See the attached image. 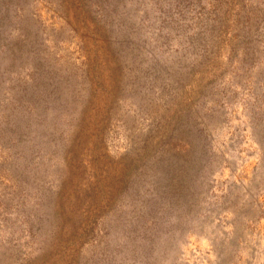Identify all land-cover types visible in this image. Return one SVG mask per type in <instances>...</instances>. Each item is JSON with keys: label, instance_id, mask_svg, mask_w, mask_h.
Segmentation results:
<instances>
[{"label": "rangeland", "instance_id": "1", "mask_svg": "<svg viewBox=\"0 0 264 264\" xmlns=\"http://www.w3.org/2000/svg\"><path fill=\"white\" fill-rule=\"evenodd\" d=\"M11 137L0 264H264V0H0Z\"/></svg>", "mask_w": 264, "mask_h": 264}, {"label": "trees", "instance_id": "2", "mask_svg": "<svg viewBox=\"0 0 264 264\" xmlns=\"http://www.w3.org/2000/svg\"><path fill=\"white\" fill-rule=\"evenodd\" d=\"M77 120L78 119H76V117H72L69 121L63 120L65 123L64 124L65 126H63V128L69 129L70 131L76 130L77 124H78ZM257 120H259L260 125L262 126L263 120L261 118H258ZM55 130H56V127H55ZM17 141L12 137L8 140V143L11 142V144L4 143L3 140L0 141V144H2L0 146V148H2L0 149L1 150L0 154L4 155L0 157V162L6 164L5 168L0 166V182H2L4 187L6 186L7 189H11L13 191V196H12L13 200H14V197L16 196L17 184H16V181L14 180L12 171L10 169L8 170V168L10 167L14 168L16 165L15 164L17 161L16 157L19 155V150L16 145ZM4 144H8L7 147L6 146L4 147ZM261 147L264 149V146L262 143H261ZM261 163H264L263 159H261ZM57 191H59L58 195L61 196L62 188L57 187ZM8 194H11V193L8 192ZM6 208H7L6 203L3 200L0 201V248H2L3 246H7V242L9 241V238L15 237L19 229L17 220L20 218V215H14V214L12 215V213L7 211ZM251 209H252V212L251 214H248V215L250 216V218H254L253 216L255 215V212H257V209H254L253 205ZM24 219L25 220L23 221V224L26 226L27 233H30V230L33 229V224L30 222V218L27 217ZM42 219H47V217L45 215L37 217L36 222L40 223L43 221Z\"/></svg>", "mask_w": 264, "mask_h": 264}]
</instances>
